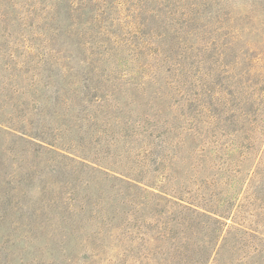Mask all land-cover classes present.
I'll return each instance as SVG.
<instances>
[{
    "label": "rangeland",
    "instance_id": "obj_1",
    "mask_svg": "<svg viewBox=\"0 0 264 264\" xmlns=\"http://www.w3.org/2000/svg\"><path fill=\"white\" fill-rule=\"evenodd\" d=\"M262 20L245 0H0V229L30 230L36 207L2 183L58 182L68 158L177 197L237 202L264 149ZM66 32L87 68L66 67ZM86 191L102 199L95 184ZM87 215L71 251L92 243L97 264H125L121 228Z\"/></svg>",
    "mask_w": 264,
    "mask_h": 264
},
{
    "label": "trees",
    "instance_id": "obj_2",
    "mask_svg": "<svg viewBox=\"0 0 264 264\" xmlns=\"http://www.w3.org/2000/svg\"><path fill=\"white\" fill-rule=\"evenodd\" d=\"M245 1L257 14L264 13V0ZM260 23L263 30L264 20ZM70 34L59 36L64 64L68 69V64L87 68L90 63L79 46L74 47ZM38 141L40 149L46 145ZM50 147L46 153L54 151ZM56 163L62 173L59 183L47 176H38L35 182L33 175L26 183H2L8 199L25 200L20 201L23 204L29 203L27 196L32 195L35 199L30 202L36 204L35 208L28 207L33 219L30 230L21 225L11 231L0 229L3 264H97L92 243L90 249L79 246L89 250L84 257L70 249L77 240L82 243L86 219L82 214H88L90 222L105 224L108 231L121 228V236L129 242L119 247L125 264H246L249 258L264 252V149L253 175L256 183L249 185L237 202L225 201L216 194L177 197L140 184L128 175L101 171L85 160L68 158V163ZM92 184L100 187L101 200H93L87 193ZM89 237L90 243L93 234ZM19 241L25 244L21 249L17 248Z\"/></svg>",
    "mask_w": 264,
    "mask_h": 264
}]
</instances>
